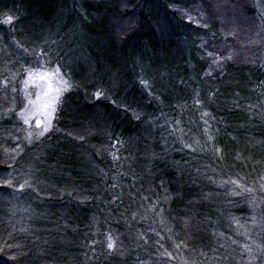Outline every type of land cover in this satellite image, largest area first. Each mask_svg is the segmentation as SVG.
Segmentation results:
<instances>
[{
	"label": "trees",
	"instance_id": "1",
	"mask_svg": "<svg viewBox=\"0 0 264 264\" xmlns=\"http://www.w3.org/2000/svg\"><path fill=\"white\" fill-rule=\"evenodd\" d=\"M195 1L188 4L199 11L185 15L171 6L182 0H0V66L46 60L70 79L55 118L59 131L43 142L57 147L46 158L52 171L32 173L44 183L38 215L31 223L12 219L25 229L9 238L2 221L0 264H168L172 242L204 255L235 233L234 221L250 206L225 178L254 185L264 176L261 117L249 131L241 110L250 102L247 88L264 89V70L221 52L235 44L221 34L233 21H220L214 2ZM205 24L217 33L205 41L223 61L218 70L193 46ZM70 31L84 34L87 65L67 51ZM160 43L159 66H139L137 57L150 48L160 54ZM197 107L208 113L212 149L186 148L175 131ZM7 170L0 153V195ZM158 211L169 227L161 235L148 224Z\"/></svg>",
	"mask_w": 264,
	"mask_h": 264
},
{
	"label": "rangeland",
	"instance_id": "2",
	"mask_svg": "<svg viewBox=\"0 0 264 264\" xmlns=\"http://www.w3.org/2000/svg\"><path fill=\"white\" fill-rule=\"evenodd\" d=\"M191 1L193 0H182L181 6L178 5L179 3L175 6L171 4V6L172 9H178L185 15L189 14L190 8L198 12L199 8L188 4ZM210 1L216 4L220 21H228L227 18L233 21L234 27L225 26L228 31L225 32L222 28L221 34L232 37L235 44L228 46L225 44L221 52L226 51L230 59L238 58L244 66H257L264 70V0ZM223 11L233 12V17L230 19L228 15L223 16ZM223 17L227 18L223 20ZM193 21L198 25L204 24L197 17H193ZM208 27L209 24L204 26L199 34L194 35L193 46L201 51L198 59L204 60L205 58L209 64L211 63V70H218L223 61L219 56H210L213 52L205 41L207 37H214L217 33L207 32ZM83 36L84 34L80 31H70L64 45L68 52L79 53L77 60L87 65V61L91 62V59ZM50 41L51 36L46 35L44 42L49 44ZM164 47L165 45L160 43L157 51L160 54L158 55H154L151 48L147 49L144 54L137 57L138 65L159 66L156 63L163 61L161 50ZM96 49L99 51L98 47ZM1 55H6V52L0 51ZM43 62L33 66H9L7 63L0 66V153L7 162L8 168L4 181L8 187L6 193L0 195V225L5 222L9 227L7 233L3 231V236L8 238L18 235L25 229L23 225H16L12 219L15 221L29 219L30 223L36 220L37 209L40 208L36 199L43 197L37 186L43 187L44 183L42 180H34L35 175L33 176L32 173L52 171V166L46 162V158L51 156L52 149H57V147L54 143L49 145L43 142H48L53 133L59 131L55 118L62 96L70 87L67 72H64L59 65L48 64L46 60ZM163 65L174 66L171 63ZM158 73L163 75L162 72ZM63 80L68 82L69 87L59 94L57 100L56 89L65 87L61 83ZM143 83L149 88V82L143 81ZM242 95L250 101L241 109L242 114L248 119L249 131L257 129L256 123H251L252 118L261 117L260 123L264 132V89L256 91L253 86H250ZM53 106L54 112H52ZM48 113H51L50 127L44 131V126L49 123ZM38 120L41 121L40 126L36 124ZM182 123L184 129L179 131L175 129V131L179 133L178 139L186 148L193 149L194 144L197 145V149L201 146L207 149L213 148L214 137L207 111L197 107L196 114ZM173 126L171 122L172 130ZM174 133L173 138L176 140L177 135L175 136ZM249 142L250 140H248V145ZM262 152L263 150L260 154H263ZM225 179L227 180L226 188L230 193L234 196L240 195V197L247 195L246 199L244 198L241 202L248 203L250 206L249 212L234 221L235 233L229 232L227 234L229 239H222L223 241L217 243L220 247H217L218 253L201 255L200 252L190 251L191 249L188 252L180 246L176 247L172 242V248L168 251L166 258L168 264H264V208L261 207L264 206L262 205L264 176L258 184L254 185H248L240 177L234 175ZM39 195L41 197H38ZM221 196L224 197V192H221ZM150 215L153 217L148 224L153 231L160 235L164 231H169L160 211ZM220 235L224 236L222 232Z\"/></svg>",
	"mask_w": 264,
	"mask_h": 264
},
{
	"label": "snow or ice",
	"instance_id": "3",
	"mask_svg": "<svg viewBox=\"0 0 264 264\" xmlns=\"http://www.w3.org/2000/svg\"><path fill=\"white\" fill-rule=\"evenodd\" d=\"M12 20H13V17L9 16V17H7V21H6V22H11ZM57 71H58V69H57ZM41 78H43V77H41ZM61 83H62L65 87H64V88H57V89H56V92H57V97H56V99H57V100H58V98H59V94H60L63 90H66L67 87H69L68 82H67L66 80L61 81ZM49 86L51 87V85H49ZM96 95L99 96L100 93L98 92ZM54 111H55V108H54V106H53V107H52V112H54ZM48 116H49V123H48L47 125L44 126V131H47V130H48V127H50L51 113H48ZM39 124H40V121H37V125H39ZM41 134H43V133H41ZM114 246H115L114 243H109V245H108L109 248H114Z\"/></svg>",
	"mask_w": 264,
	"mask_h": 264
},
{
	"label": "water",
	"instance_id": "4",
	"mask_svg": "<svg viewBox=\"0 0 264 264\" xmlns=\"http://www.w3.org/2000/svg\"><path fill=\"white\" fill-rule=\"evenodd\" d=\"M38 121H40V120H38ZM37 124V123H36ZM41 125V121H40V124L39 125H37V126H40Z\"/></svg>",
	"mask_w": 264,
	"mask_h": 264
}]
</instances>
